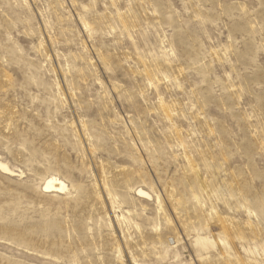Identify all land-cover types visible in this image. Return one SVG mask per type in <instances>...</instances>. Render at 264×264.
I'll return each instance as SVG.
<instances>
[{"label":"rangeland","instance_id":"obj_1","mask_svg":"<svg viewBox=\"0 0 264 264\" xmlns=\"http://www.w3.org/2000/svg\"><path fill=\"white\" fill-rule=\"evenodd\" d=\"M0 264H264V0H0Z\"/></svg>","mask_w":264,"mask_h":264},{"label":"bare ground","instance_id":"obj_2","mask_svg":"<svg viewBox=\"0 0 264 264\" xmlns=\"http://www.w3.org/2000/svg\"><path fill=\"white\" fill-rule=\"evenodd\" d=\"M44 188L49 191H61L66 188V185L63 181L56 177H49L45 181ZM140 193L143 192L140 191Z\"/></svg>","mask_w":264,"mask_h":264}]
</instances>
